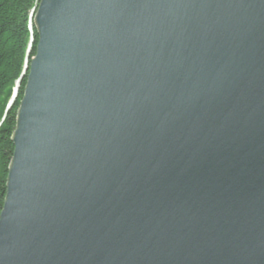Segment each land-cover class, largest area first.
Returning <instances> with one entry per match:
<instances>
[{
    "label": "water",
    "instance_id": "1",
    "mask_svg": "<svg viewBox=\"0 0 264 264\" xmlns=\"http://www.w3.org/2000/svg\"><path fill=\"white\" fill-rule=\"evenodd\" d=\"M34 24L0 264H264V0H40Z\"/></svg>",
    "mask_w": 264,
    "mask_h": 264
},
{
    "label": "trees",
    "instance_id": "2",
    "mask_svg": "<svg viewBox=\"0 0 264 264\" xmlns=\"http://www.w3.org/2000/svg\"><path fill=\"white\" fill-rule=\"evenodd\" d=\"M39 1L0 0V213L14 153L12 137L27 81L26 68L36 52L34 17ZM18 82V95L8 108Z\"/></svg>",
    "mask_w": 264,
    "mask_h": 264
}]
</instances>
